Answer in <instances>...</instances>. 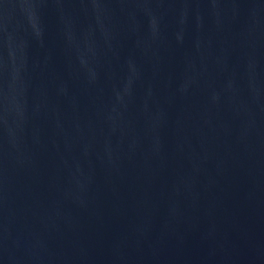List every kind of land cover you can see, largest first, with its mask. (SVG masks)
I'll list each match as a JSON object with an SVG mask.
<instances>
[{
  "label": "water",
  "instance_id": "1",
  "mask_svg": "<svg viewBox=\"0 0 264 264\" xmlns=\"http://www.w3.org/2000/svg\"><path fill=\"white\" fill-rule=\"evenodd\" d=\"M0 264H264V0H0Z\"/></svg>",
  "mask_w": 264,
  "mask_h": 264
}]
</instances>
